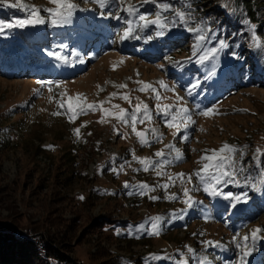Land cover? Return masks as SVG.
<instances>
[{"label":"rangeland","instance_id":"rangeland-1","mask_svg":"<svg viewBox=\"0 0 264 264\" xmlns=\"http://www.w3.org/2000/svg\"><path fill=\"white\" fill-rule=\"evenodd\" d=\"M21 2L39 8L45 23L20 28L17 21L26 11L0 5V225L53 242L77 264H175L182 253L188 264H196L186 246L212 264H239L234 237L243 244L245 235L261 229L255 242L248 241L250 255L244 259L264 264V0H171L176 13H189L185 21L166 12L167 27L147 28L138 15L122 10L138 7L154 19L155 6L142 0H123L120 9L71 0L77 7L58 26L43 11L58 5ZM251 10L255 21L247 14ZM126 27L132 35L121 39ZM190 27L206 39L198 42ZM211 49H217L214 55ZM205 53L209 59L203 64L177 66ZM197 82L189 96L187 89ZM145 84L151 87L141 91ZM69 104L85 110L73 115ZM89 104L95 110L87 109ZM137 104L134 132L130 115L127 124L118 117L133 113ZM144 104L151 119L144 118ZM158 104L173 112L187 107L194 123H181L178 116L172 123L180 130L169 128L157 114ZM201 109L213 111L205 116ZM185 131L189 138L182 141ZM136 132L144 133L150 146L142 145ZM225 144L243 150L236 158L245 171L238 184L219 187L240 201L209 195L195 175L208 162L201 158ZM256 149L262 153L259 166L252 159ZM161 150L165 156L157 157ZM133 154L154 164L144 171ZM163 159L174 162L164 165ZM125 182L152 190L128 195ZM194 186L189 195L200 203L183 219H171L187 207L183 189ZM171 195L179 199L169 200ZM157 216L165 218L159 235L129 234L128 225ZM202 241L221 246L205 248ZM161 256L169 259H157Z\"/></svg>","mask_w":264,"mask_h":264},{"label":"snow or ice","instance_id":"snow-or-ice-1","mask_svg":"<svg viewBox=\"0 0 264 264\" xmlns=\"http://www.w3.org/2000/svg\"><path fill=\"white\" fill-rule=\"evenodd\" d=\"M51 3H54L59 6L57 10L53 9H44L49 18L51 19V23L54 25H59L60 23L64 22L66 23L68 18H70L73 15L74 10L76 9V5L71 2V0H50ZM96 2L99 4L101 8L105 7H110L111 5H116L118 9H120V6L122 5L123 0H96ZM143 4H152L155 6L156 11L154 13L155 18L152 19L150 18L153 13H146V12H140L138 7H127L123 8L122 10L127 13L129 17L131 16H137L139 21L142 22L143 26L145 28L156 25L159 27H167L166 21L168 20V17L164 15L166 12H172L174 16H176L177 20L180 22L185 21V17L189 15L188 12H180L176 13L174 10V5L171 3V0H142ZM0 5L4 7H11V8H17V9H23L26 11V18L24 19H19L17 21V26L20 28H24L29 25H38V24H43L45 23V19L40 16V9L36 8L34 6H25L21 0H17L16 3H11L10 0H0ZM190 5H188V8L190 9ZM103 14V13H102ZM115 19L122 21L126 25H131L132 21L130 19H125L124 16L117 15L115 16ZM173 24L176 23V21H172ZM255 27V26H253ZM191 32H194L196 34V39L197 41H204L206 39L205 36L200 35V29L198 28H192L190 27L188 29ZM0 31H3V25H0ZM133 29L132 27H126L123 31L121 39H127L132 35ZM221 46H226L225 41H220ZM194 48L197 47V45L193 46ZM213 55L217 51V49H211L210 50ZM209 59V56L207 53L204 55L199 56L197 59L193 60V58H189L188 61L186 62H180L179 65L177 66H182L185 63H197V64H203L205 60ZM160 84L162 87L165 89H168V85L165 84L164 81H160ZM121 87H124V85H121ZM151 85L145 84L143 88H141V91H144L148 88H150ZM198 87V82L193 84L190 88L187 89L188 95L191 96L193 94L194 89ZM174 90V87L173 89ZM49 91H51V87H49ZM153 92H156L155 88H152ZM113 96L116 94L113 93ZM123 99L127 100L128 97L124 96L122 97ZM159 93H157V99H159ZM183 97L177 96V100H183ZM186 103V102H185ZM61 107H63V104H61ZM199 107V105H197ZM87 109H92L95 110L96 106L94 105H86ZM69 110L73 112V115L79 114V112H82L85 110V106H82L80 104L76 105L75 108L71 104H69ZM141 111V106L137 104L133 110V113L131 114H122L118 118L122 121H124L125 124L128 123V119H126V115L131 116V124L133 131H136L135 125L137 122V113ZM157 114L164 119L165 123L169 128L171 127H177V131H179V126L174 125L172 121H176L178 116L180 117V122L183 123L184 121H188L191 123H194L192 121L191 115H190V110L187 107H177V110L173 112L171 110V106L168 108H162L159 104L157 105L156 108ZM213 110L210 109H201L200 114L202 115H209L210 112ZM143 113H144V118L151 119V113L148 110V105L144 104L143 105ZM56 115H59L60 113L57 112L55 113ZM182 114V115H181ZM141 122H143L141 120ZM185 129H187L188 125L184 124ZM79 132V129L76 130ZM136 135L140 137V143L144 146H150V141L148 139L144 138V133L142 132H136ZM189 138V134L187 131H185V135L181 137V140H187ZM169 148H174V145H169L166 146ZM179 151V150H177ZM241 153V156L243 155V150L239 149L235 146L225 144L220 150H212L211 155H205L201 159L204 161H208L207 163L203 164V167L200 171H197L195 173L196 177L201 181L202 184L205 185L204 191L208 192L209 195L216 197V196H223L225 199H228L231 197L235 201H240L241 197L240 196H233L232 193H224L222 188H220V185H227V184H233L236 183L238 184V175L241 172L245 171V166L242 162V160H238L236 158V153ZM227 153V154H226ZM157 157H164L165 154L163 150L158 151L155 153ZM262 153L260 149H256V152L253 156V161L257 164V166L260 165V157ZM133 158L137 160L142 166L144 171H148L149 168L154 164V161L151 158H141V157H135L133 154ZM176 161H180L182 157L180 155L176 156ZM174 161L168 160V159H163L161 161V164H169L173 163ZM159 166V165H158ZM122 167V166H121ZM116 169L114 168L113 171ZM136 171H139V169H136ZM119 174V173H117ZM158 175L162 173H157ZM184 174L181 173L179 174V178H181V183L183 184V178ZM176 177H169V180L172 181L173 183L175 182ZM188 181L190 182L192 177L188 176ZM125 188H128V195H143L145 190L151 191L152 189L147 185V184H138V185H130L127 182H125L124 185ZM164 189L168 188V184L161 185ZM195 190L194 189H188L184 188L183 189V196L187 197L186 200H184V203L187 205L186 208L179 210L178 212H173L170 214L171 219H183L185 215L188 213V209L193 208L196 204L200 203L199 201H195L193 197L189 195L190 191ZM246 195V194H245ZM153 200L158 199V197H150ZM169 200H177L179 197L175 195H171L167 197ZM163 217L157 216L154 218H149V220L145 221L144 223H141L139 225L133 226V225H128V230L129 234H135L137 237H139L141 234L146 233L147 235H159L162 232V225L164 223ZM261 231V229H254L251 232V235H245L242 239L244 241L243 244L236 242L235 237H234V242H235V247L237 249L238 253V260L239 264H245V257L250 255V250L248 248V241L251 239L253 242H255L258 239V233ZM205 248H217L220 247V242L218 241H202L201 242ZM188 247V251L192 252L193 254V259L196 261V264H212L211 260L208 259L206 256L201 257L196 254L195 250L191 249L190 246ZM155 256V254H153ZM157 259H169V257H157ZM175 264H188V259L181 254V257L179 260L175 261ZM230 264H233V262H230Z\"/></svg>","mask_w":264,"mask_h":264},{"label":"trees","instance_id":"trees-1","mask_svg":"<svg viewBox=\"0 0 264 264\" xmlns=\"http://www.w3.org/2000/svg\"><path fill=\"white\" fill-rule=\"evenodd\" d=\"M247 14L255 21L254 11H248ZM216 26L214 24L213 28ZM23 41L21 45L26 46ZM52 244L43 242L41 237H24L14 227L0 225V264H77L62 255Z\"/></svg>","mask_w":264,"mask_h":264},{"label":"bare ground","instance_id":"bare-ground-1","mask_svg":"<svg viewBox=\"0 0 264 264\" xmlns=\"http://www.w3.org/2000/svg\"><path fill=\"white\" fill-rule=\"evenodd\" d=\"M29 60H30V59H29ZM29 60H28V59H27V60H24V62H25V63H26V62L28 63ZM29 64H30V63H29ZM23 66H24V64H23ZM11 70H12V69H11ZM11 70H10V71H11ZM14 71H15V70H14ZM16 71H17V70H16ZM20 71H22V70L18 69V72H20ZM13 74H14V73H13Z\"/></svg>","mask_w":264,"mask_h":264},{"label":"water","instance_id":"water-1","mask_svg":"<svg viewBox=\"0 0 264 264\" xmlns=\"http://www.w3.org/2000/svg\"><path fill=\"white\" fill-rule=\"evenodd\" d=\"M145 138V137H144ZM146 139V138H145Z\"/></svg>","mask_w":264,"mask_h":264}]
</instances>
